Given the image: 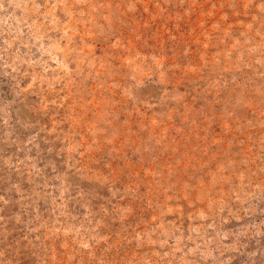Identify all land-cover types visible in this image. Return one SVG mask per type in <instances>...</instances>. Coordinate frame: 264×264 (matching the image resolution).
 <instances>
[{
	"label": "rangeland",
	"instance_id": "rangeland-1",
	"mask_svg": "<svg viewBox=\"0 0 264 264\" xmlns=\"http://www.w3.org/2000/svg\"><path fill=\"white\" fill-rule=\"evenodd\" d=\"M0 264H264V0H0Z\"/></svg>",
	"mask_w": 264,
	"mask_h": 264
}]
</instances>
